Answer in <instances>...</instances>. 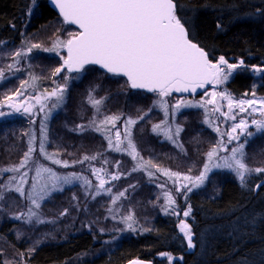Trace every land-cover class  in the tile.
Instances as JSON below:
<instances>
[{
	"label": "rangeland",
	"instance_id": "1",
	"mask_svg": "<svg viewBox=\"0 0 264 264\" xmlns=\"http://www.w3.org/2000/svg\"><path fill=\"white\" fill-rule=\"evenodd\" d=\"M71 31L77 30L64 24L60 18L51 22L39 33L27 34L20 46L5 45L0 47V70H4L5 73V78L0 80V103H3L6 96L13 95L17 90H20L23 81L27 80L29 85H32L31 76L38 78L34 86H26L27 91L19 98L20 101H28L35 105L33 111L37 113L36 115L30 117L26 114L16 113L7 107L0 110L11 113L0 117V169L19 164L28 146V136H25L24 133L31 131L35 132L37 137V151L33 154L36 162L52 167L60 174L76 172L85 176L92 182V188L86 192L82 181H75L69 185H63V191L52 193L51 197L45 200L39 209L40 216L46 221L45 223H37L35 220L32 223H25L13 219L14 214L27 213L29 202L19 197L15 192H5V199L0 201V231H5L4 225L10 222L12 228L8 234L0 232V255L3 264H27L25 256L33 254L42 245L62 242L73 235L85 232L100 233L105 235V238L99 247L78 256L69 264H82L101 255L109 256L119 248L123 240L154 230L160 216L175 218L177 229L183 236L179 229V222L183 220L191 227L188 221L190 215L184 217L183 212L190 205L192 195L195 194L202 199H215L218 198L221 186L225 181L231 180L240 183L234 173L226 169H213L209 173V179L199 188H193L192 192L187 193L185 199L182 192L175 191L177 185L173 182L174 178L169 179L157 171L156 167L150 166L149 168L153 173L151 179L145 171L133 172L132 168L136 162L132 161L127 154L109 150L105 134L94 131L89 125L94 116L97 120L103 119L105 115L113 114L121 115L124 118L129 116L135 118L142 112L151 109L148 116L132 129L133 139L140 157L145 161L150 160L160 169L196 177L202 171L204 163L207 162V151L220 141L221 136L204 123V108L181 107L173 117L171 106L181 99L193 103L210 99L208 93L213 91V86L197 89L195 93H173L165 98L170 106V115L167 118L168 126L172 128L173 132L176 126L183 129L179 134L178 141L184 146L187 153L185 154L164 135H156L151 131L153 124L165 120L164 112L154 106V102L159 100L156 94L147 96L134 93L124 78L105 74L92 67H87L84 72L78 74L61 72L59 75L53 76L55 68L63 64L61 56L66 57L65 49H60V55L55 52L33 49L31 53L20 58L21 63L17 65L20 71L7 69V65L13 63L12 55L17 50H26L32 43H39L42 48L51 47L58 38H69L68 33ZM243 69L246 68H238L225 83L217 86L216 90H226L235 100L253 99V91L256 93V98H264L263 95L257 93L262 73L254 72L253 68L250 71L254 73L255 81L248 92L242 96H234L227 89L228 83L234 79L237 72H241ZM65 77L68 79L65 80ZM58 85H66L64 100L55 108H53V104L56 103L54 97L44 101L47 107L44 112H39L40 106L36 104L34 97L45 93V91L51 92ZM90 92L95 98H105L99 114L89 103ZM29 97L33 99L29 100ZM219 103L223 106L221 110L227 112V102L219 101ZM207 107L211 109L212 105H207ZM250 111L249 109L248 112H239L238 108L234 109L235 121L226 120L219 113H211L209 119L213 121L214 126L219 127L221 133H226L231 130L234 123L242 118L248 120L249 123L253 118L264 119L258 112L249 115ZM45 113H50L47 121H44ZM32 120H35L34 124L31 123ZM42 122L47 126L46 150L49 153L58 152L59 158L67 160L72 166L63 168L52 165L50 161L41 156L39 142ZM78 125H85L87 130H79ZM123 129L124 123L121 120L117 122L115 129L109 126L108 132L113 135L114 139V132L119 130L123 133ZM248 131L252 132L253 136H240L241 143L247 141L244 147L245 162L252 169L264 168V132H257L255 126L251 124ZM238 133L239 130H237ZM223 140L229 151L220 152V157L230 155V149L237 145L235 140L230 144L227 143L226 135ZM85 155H95L97 159L72 164L73 161L83 159ZM105 160L107 163L104 162ZM117 161H119V168L115 166ZM32 168L33 166L30 165L29 169L21 170L22 172L29 171V184L35 175L34 170H30ZM94 168L104 169L100 174L110 181V183H106L105 188H111V194L101 190V194L95 195L96 185L99 181L92 174ZM190 169L191 171H189ZM116 172L123 173V175L118 180H110V176L107 174ZM12 175L18 176L19 174L0 172V184L7 183ZM261 176L264 177V173L252 172L246 176V181ZM179 183L182 184L185 181L181 179ZM130 185H134V187H130ZM189 186L191 187V184ZM125 189H127L125 195L113 204L112 200ZM166 192L172 194L175 205L166 204L164 195ZM65 210H67V214L61 215ZM128 215L133 216V220L129 223L133 224L135 231L128 229L124 222V217ZM9 234L14 236L16 244L10 242ZM18 245L22 247L20 248Z\"/></svg>",
	"mask_w": 264,
	"mask_h": 264
},
{
	"label": "snow or ice",
	"instance_id": "2",
	"mask_svg": "<svg viewBox=\"0 0 264 264\" xmlns=\"http://www.w3.org/2000/svg\"><path fill=\"white\" fill-rule=\"evenodd\" d=\"M34 2L35 0H33ZM51 3L58 9L63 23L75 25L78 31L69 32L67 39L58 38L51 47L42 48L41 44L32 43L26 50H17L12 55L13 63L7 65L8 70L20 71L17 67L21 63L20 58L31 53L33 49L55 52L57 55H60V49H65L67 55L66 57L61 56L63 64L55 68L53 76L59 75L65 69L68 73H82L87 65H98L105 73L126 77L130 88L144 89L159 97V100L154 102V106L164 112L165 120L153 124L151 131L156 135H164L185 154L187 153L184 146L178 141L179 134L183 129L176 126L173 132L172 128L168 126L167 118L170 115V106L165 98L173 93H195L197 89H204L207 85L213 86V91L208 93L210 99L196 103L181 99L171 106L173 117L181 107L204 108V123L221 136L220 141L207 151V162L204 163L202 171L196 177L160 169L150 160L145 161L140 157L133 139L132 129L148 116L151 109L142 112L135 118L131 116L124 118L116 114L105 115L100 120L93 117L89 125L94 131L105 134L108 149L127 154L132 161L136 162L132 168L133 172L145 171L151 179L153 173L149 168L150 166L156 167L157 171L169 179L174 178L173 182L177 185L175 191L182 192L185 199L187 193L192 192L193 188H199L209 179V173L213 169H226L234 173L239 179L241 187L246 186V176L250 173H264V168L252 169L248 166L244 153L247 141L240 142L241 135L253 136V133L248 131L250 124L255 126L257 132H264V119L253 118L249 123L248 120L242 118L234 123L231 130L226 133H221L219 127L214 126L213 121L209 119L211 113H219L226 120L235 121L236 114L233 110L237 108L239 112H248L250 109L249 115L258 112L261 117H264V98H256V93L253 91V99L235 100L226 90H216V87L225 83L233 72L244 66V61L229 63L224 56H220L216 62L210 60L208 52L190 38L188 27L177 15L176 0H51ZM217 27L219 28L220 25L218 24ZM253 71L264 73V67H254ZM4 78V70H0V80ZM37 79L36 76H31L32 85H29L27 80L23 81L20 90H17L13 95L6 96L3 103H0V109L7 107L16 113L26 114L30 117L36 115L37 113L33 111L35 105L28 101H20L19 98L27 91L26 86H34ZM67 79L68 77H65V80ZM65 91L66 85H58L51 92L45 91V93L34 97L36 104L40 106L39 112H44L47 107L44 101L51 100L53 97L56 100L53 108L57 107L64 100ZM28 99L33 98L29 97ZM104 99V97L95 98L91 92L89 93V103L97 114L101 112ZM219 101L227 102V112L221 110L223 106ZM207 105H212V108L209 109ZM10 114L0 111V117ZM49 115L50 113H45L44 121L49 119ZM121 120L124 123L123 133L116 130L113 139V135L108 132L109 126L115 129L117 122ZM31 123L34 124L35 120H32ZM77 127L81 131L87 130L85 125ZM237 130H239L238 134ZM40 133L39 152L41 156L50 161L52 165L63 168L72 166L67 160H61L58 152L49 153L46 150L48 136L47 126L44 122L41 123ZM24 135L28 136V146L19 164L0 169V172L19 174L18 176L12 175L7 183L0 184V201L5 199V192H15L19 197L29 202V207L27 213L14 214L12 218L25 223H32L33 220L37 223H45L46 221L40 216L39 209L43 202L51 197L52 193L63 191V185H69L75 181H82V186L86 187L87 192L92 188V182L76 172L60 174L52 167L36 162L33 158V154L37 151L36 134L29 131ZM225 135L227 143L230 144L235 140L237 145L230 149V155L220 157V152L229 151L223 140ZM96 159L95 155H85L83 159L73 161L72 164ZM104 162L107 163L106 160ZM30 165L33 166L30 170H34L35 175L29 184V171L22 172L21 170L29 169ZM115 166L119 168V161ZM103 171L104 169H92V174L99 181L96 185L95 195L101 194V190L111 194V188H105L106 183H110V181L100 174ZM107 175L110 176V180H118L123 173L116 172ZM181 179L185 183L180 184ZM260 186L257 184L256 188ZM130 187H134V185H130ZM126 191L127 189L119 192L112 203L115 204L120 197L125 195ZM164 195L167 205H175V199L170 192H166ZM191 210L189 205L183 212L184 217H188ZM66 214L67 210L61 213V215ZM132 220V215L124 217L128 229L135 231L133 224L129 223ZM179 229L187 241L188 249H193L195 244L190 225L181 220ZM17 235L19 236V234ZM32 250L34 251V249ZM171 260L172 257L169 256V264H171ZM131 264H142V262L134 260Z\"/></svg>",
	"mask_w": 264,
	"mask_h": 264
},
{
	"label": "trees",
	"instance_id": "3",
	"mask_svg": "<svg viewBox=\"0 0 264 264\" xmlns=\"http://www.w3.org/2000/svg\"><path fill=\"white\" fill-rule=\"evenodd\" d=\"M176 3L177 15L188 27L191 39L212 60L224 56L231 63L244 61L246 69L237 72L227 89L234 96L248 92L255 81L250 69L264 67V0H176ZM59 19L48 0L34 3L0 0V47L20 46L27 34L39 33ZM259 82L257 93L264 96V73ZM257 184L261 186L256 188ZM189 203L192 210L188 221L195 235L192 254H186V240L177 229L176 219L160 216L154 230L131 236L111 255L82 264H125L132 259L169 264V256L171 264H264V177L247 179L245 187L225 181L218 198L202 199L194 194ZM4 226L5 231L0 232L8 234L12 223ZM104 238L100 233L85 232L62 242L48 243L25 256L26 263L69 264L99 247ZM9 240L16 244L12 234ZM0 264H3L1 255Z\"/></svg>",
	"mask_w": 264,
	"mask_h": 264
},
{
	"label": "water",
	"instance_id": "4",
	"mask_svg": "<svg viewBox=\"0 0 264 264\" xmlns=\"http://www.w3.org/2000/svg\"><path fill=\"white\" fill-rule=\"evenodd\" d=\"M49 1V5H50V7L53 9V11H55V13L60 17V18H62L60 15H59V11H58V9H56L55 8V6L51 3V0H48ZM177 4V3H176ZM177 9H178V6H177ZM70 26H72V27H74L75 29H77L76 28V26L75 25H70ZM78 30V29H77ZM190 34V33H189ZM191 38V37H190ZM65 53H66V55H67V52H66V50H65ZM209 59L210 60H212L211 58H210V56H209ZM218 60V59H217ZM216 60V61H217ZM213 61V60H212ZM216 61H213V62H216ZM229 63H231L230 61H228ZM90 66H94V67H97V68H99V66L98 65H87L86 66V68L87 67H90ZM100 69V68H99ZM102 72H104L102 69H100ZM64 71H66L67 72V69H65ZM105 73V72H104ZM69 74H77V73H69ZM106 74H108V73H106ZM110 75H112V74H110ZM118 77H122V78H124L126 81H127V78L126 77H123V76H118ZM207 86H211V85H207ZM130 87V86H129ZM131 90H133V91H138V92H144V93H150V92H147L146 90H144V89H132V88H130ZM150 94H154V93H150ZM1 110V109H0ZM194 238H195V235L193 234V241H194ZM193 253V249H187L186 250V254H192ZM134 260H137V261H140V262H142V264H154L152 261H148V260H144V259H132V260H130V261H128L127 263H125V264H131V262L132 261H134Z\"/></svg>",
	"mask_w": 264,
	"mask_h": 264
}]
</instances>
